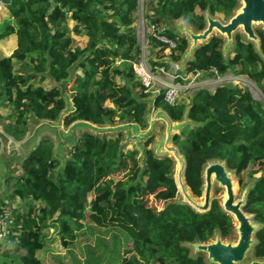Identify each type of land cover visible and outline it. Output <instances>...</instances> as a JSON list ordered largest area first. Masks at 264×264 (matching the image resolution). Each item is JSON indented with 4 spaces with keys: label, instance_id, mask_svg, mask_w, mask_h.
I'll return each instance as SVG.
<instances>
[{
    "label": "trees",
    "instance_id": "16d2710c",
    "mask_svg": "<svg viewBox=\"0 0 264 264\" xmlns=\"http://www.w3.org/2000/svg\"><path fill=\"white\" fill-rule=\"evenodd\" d=\"M0 1L10 18L0 24V41L12 34L17 41L10 56L0 57V97L12 120L5 129L8 136L21 140L29 117L56 122L66 107L60 84L71 105L63 118L64 126L77 120L98 126L131 120L145 128V99L150 94H143L144 87L131 67L139 55L134 28L137 0ZM157 3V14L186 19L194 30L201 31L205 11L211 16H229L238 0ZM68 22H72L71 28ZM71 34L84 36V45L74 44ZM159 34L175 43L170 61H180L187 39L167 29ZM256 34L259 51L236 33L232 57L228 58L222 54L223 39L212 36L194 51L183 72L207 73L213 68L219 75H247L264 92V29ZM166 63L160 62L163 66ZM19 64L30 72L15 71ZM47 80L52 82L50 88L43 85ZM163 96V90L154 96L155 109H162L173 122L182 121L184 115L192 122L173 136L172 143L184 157L185 182L194 196H201V172L207 161L220 159L237 176L249 165L258 166L260 174L252 180L244 211L260 225L251 254L263 258L264 103L231 85L217 86L211 92L197 90L188 105L180 101L170 105ZM107 101L111 107L104 105ZM122 138V133L97 136L85 131L61 167L52 140L43 137L21 162L19 176L7 178L13 182L12 189L0 200V206L9 208L13 215L9 239L14 250L23 251L19 264H42L37 253L44 247L45 230L50 228L56 230L64 247L75 241L85 224L121 231L131 248L116 264H204L202 257L190 255L185 244L207 242L215 232L222 239L232 235V220L216 200L206 213L177 203L169 157H156L145 148V158L140 161L136 151H124ZM152 141L153 137L145 147ZM123 170L127 171L124 179L108 178ZM148 196L162 207L157 210L149 205ZM17 202L26 205L21 213Z\"/></svg>",
    "mask_w": 264,
    "mask_h": 264
},
{
    "label": "water",
    "instance_id": "95a60500",
    "mask_svg": "<svg viewBox=\"0 0 264 264\" xmlns=\"http://www.w3.org/2000/svg\"><path fill=\"white\" fill-rule=\"evenodd\" d=\"M205 27L201 31H196L182 24V18L178 22L169 21L170 27L181 37H185L188 41V47L181 56L180 61L176 65L183 70L185 64L192 58L194 51L202 44L206 43L216 32L225 38L222 46V54L229 51L233 44L234 34L241 31L245 39L254 44L259 51V38L254 30V25L264 26V0H238V5L233 13L227 18L226 22L211 16L208 11L203 13ZM174 20V19H173ZM168 24V25H169ZM171 30V29H170ZM62 95L65 98L66 107L60 113L56 122L47 120H36L31 118L29 129L21 140H14L6 133L0 131L1 149H0V182L1 177H5L15 173L20 168V164L27 158L31 149L36 147L43 133L51 135L53 142L54 156L61 163V167L65 161L60 153L62 148L74 146L80 135L88 131L95 135L124 133V141H132L140 149L145 157L144 148L139 144L146 142L152 138L158 123H163V133L154 144L152 149L156 157H169L173 161L172 175L177 188V194L181 201L179 204L188 205L196 213H206L211 207L213 185L217 184L223 189L220 198V209L228 215L235 223L233 232L236 235L234 240L230 238L222 239L218 232L214 233L211 240L207 242H194L185 244L192 250L191 256L198 254L205 255L204 262L206 264H264V257L255 258L252 255L248 259L253 246L256 243L254 235L260 225H255L251 220V214L244 211L246 204L247 187L240 199H236L234 181L232 180L233 171L227 169L224 161L220 159L207 161L204 165L202 177V193L200 197L194 196L189 187L186 185L185 160L179 149L174 145H170L175 130H182L186 125L192 122L184 118L180 122H173L162 109L158 108L154 111L153 98L148 97L145 101L148 103L145 120L146 128H142L132 122L126 120L117 125L107 124L104 126L94 125L88 121L77 120L68 126H64L63 118L70 111L69 96L64 94L63 86L60 84ZM66 127V129H64ZM12 161L14 166L10 170H5L3 162ZM60 170V168L58 169Z\"/></svg>",
    "mask_w": 264,
    "mask_h": 264
},
{
    "label": "rangeland",
    "instance_id": "374dc122",
    "mask_svg": "<svg viewBox=\"0 0 264 264\" xmlns=\"http://www.w3.org/2000/svg\"><path fill=\"white\" fill-rule=\"evenodd\" d=\"M137 2H139V1L137 0ZM140 2L141 3H139L137 5L136 11H135V19H134L135 20L134 28L136 31V37L138 38L137 39V45L139 48V53L141 52L140 49L143 48V51L141 53L142 54L148 53V58H149L150 62L153 61V59H157V60H161V61H163V60L170 61V58H169L170 52L165 50L161 44L157 43L149 35H147V36L145 35L143 37V33L141 31V27L139 24L143 21L144 18H146V20L149 23H151L152 25H154V27L157 28L159 30V32H161V30H163V29H167V30L171 29L170 31L173 32L174 34H176V32L170 27L169 21L172 20V22H178V20H173L171 18H164L162 15L157 14L155 12L156 11L155 9L156 8L158 9V3H157L158 0H142ZM99 9L100 8H97V11H99ZM149 12H153L154 14H151ZM4 13H6V8L0 9V24L3 21L2 18L4 16ZM229 16H225L223 14H216L214 17L219 19L222 22H226L227 18ZM67 24H68L69 28H71L72 22H68ZM182 24L192 28L186 19L182 20ZM258 29H264V26L254 25L255 32ZM238 33L240 34L241 39L243 41L248 42L245 39V37L243 36V34L241 33V31H238ZM71 36L74 39V44H76L77 46L81 47L86 42V38L80 34L79 35L71 34ZM213 36L221 37L223 39V41H225V38L223 36H220L216 32L213 34ZM145 41H148V42H145ZM145 44L148 47H146ZM232 47H233V44L229 48V51L227 53H224L225 58L232 57ZM165 67L167 69H169V63H166ZM15 71H18L22 74L29 73V69L24 68L22 65L17 67V69H15ZM178 73H184V72H183V70H180V71H178ZM208 77L212 78V76H210L208 73H204L201 78L208 79ZM250 80L252 83H254L256 85V87L258 88L259 91L264 93L263 90L251 78H250ZM124 82L127 84V86L131 85L130 81H124ZM43 85L46 88H50L52 86V82L47 80ZM216 87H217V83H213L209 87V91L210 92L213 91ZM197 89H198V86H193L188 91H182L179 94L178 101L184 103L185 105H188L190 97L193 95V93L195 91H197ZM151 90L154 91L155 87H153ZM133 91L136 92L137 94H139V92H140V90L137 88L136 89L134 88ZM148 93H145V94H148ZM64 94L66 96H69L66 92H64ZM143 94H144V91H143ZM256 100L257 99H255V101ZM104 105L111 107V104L108 101L105 102ZM155 110L156 109L154 108V111ZM10 116H11L10 109L8 107H3L2 98L0 97V131L5 133L6 127L12 122V120H10ZM30 120H31V117H29V121H28V125H27V131L29 129ZM117 124H119V123H115L114 125H117ZM162 124L163 123H158V125L155 129L154 135H153V141L148 147H145L144 142L139 143L144 148V153H145V148L151 149V150L153 149L155 142L159 138L160 134L163 133L164 126ZM146 127H147V125L145 126V128ZM64 129H66V127H64ZM142 131H143V129H142ZM180 132H181V130L178 129V130H175L173 132V134H180ZM114 134L115 133L106 134V135H102V136H113ZM122 135L124 136L123 132H122ZM77 136L80 137V133H78ZM43 137H49L51 140H53L51 135H49L47 133H43L42 136L40 137V140ZM170 145L174 146L172 141L170 142ZM122 146H123V148H125L124 151H127V150L136 151L137 156L139 157L140 161L144 160L145 157L143 156V153L136 146V144L133 143L132 141H130V140L124 141V138H122ZM72 148H73L72 146L62 148L60 153L63 155L64 159H66L68 152ZM0 149H1V140H0ZM3 166H4V169L6 170L7 167L14 166V164L12 161L7 160L6 162H3ZM126 173H127V171L123 170L121 172L112 174L108 178L115 180V181L122 180V179H124V176ZM19 174H20V172L18 171L16 173V175H14V177H18ZM173 174H174V170H172V175ZM259 174H260V172L258 171L257 165H249L248 168L245 169L244 171H242L239 176H237L235 173L232 174V180L234 181V189H235L236 199L241 198L245 189L247 187H249L250 185H252V180L254 178H257L259 176ZM51 176H53V174H51ZM6 180H7L6 176L4 178L1 177L0 200L4 196H6L12 189V183L13 182H7ZM222 194H223V189L219 185L214 184L213 185V192H212V199L216 200L219 204ZM147 198H148L147 199L148 204L151 206H154L157 210H159L162 207V204L159 202H155L152 196H148ZM180 199L181 198L178 195L176 197V201H181ZM23 204H21V202L18 203V205H19L18 207H20L21 212H23L26 209V205H23ZM22 206H24V207H22ZM21 207H22V209H21ZM7 214L10 215L11 213L7 212ZM251 220L255 225H259L258 223H256L254 221L253 215H251ZM232 223L234 226L235 223L233 221H232ZM11 226H9L10 227L9 229H12ZM229 238L231 240H234L236 238L235 233L233 232L232 235L229 236ZM254 238H255V235H254ZM43 241H44V247L41 251H39L37 253L42 264H88L87 263L88 261L90 264H116L120 260V257L125 256L124 251L126 249L131 248V242H128V240H125V236H123L121 231H119L117 229L99 228V227H96V226H93L90 224H85L83 229H81L80 231H77L75 241L70 246L64 247L63 245H61V241L59 240V237L57 236L56 230H54V228H50V229L45 230V236H44ZM115 242H116V248H113V245ZM5 245H8V246L4 249H1L2 246H5ZM113 249L115 250V253H114ZM7 251L9 253V255L7 254V256H9L11 258V260H8V258L5 256ZM191 252H192V250L190 249V253ZM21 253H22V251L14 250L12 248V246H10V244L6 243L5 241L0 242V262H1L0 264H2V263L3 264H5V263L19 264L18 258H19ZM199 255H201V254H199ZM251 255L252 254L250 252L248 259L250 258ZM201 256H203V258H205V255L202 254ZM93 259H97L98 262L94 263L92 261ZM9 261H10V263H9ZM156 264H158V263H156ZM204 264H206V263H204Z\"/></svg>",
    "mask_w": 264,
    "mask_h": 264
},
{
    "label": "built area",
    "instance_id": "2783aa9c",
    "mask_svg": "<svg viewBox=\"0 0 264 264\" xmlns=\"http://www.w3.org/2000/svg\"><path fill=\"white\" fill-rule=\"evenodd\" d=\"M138 4L141 3L138 0ZM5 8L4 3L0 1V9ZM143 37L149 35L157 43L161 44L165 50L171 52L175 48V43L159 34V30L149 23L146 18L139 24ZM136 39H138L136 37ZM148 42V41H145ZM146 45V44H145ZM146 47H148L146 45ZM143 51V48L140 49ZM139 53L138 57L132 62V70L136 79L144 87V93L150 94L154 98L160 91H164V101L170 105L178 102L179 94L182 91H188L193 86H198L197 90H207L213 83L220 85L238 86L246 90L251 97L264 103V93L258 90L256 85L251 82L247 75L232 74L230 72L219 75L215 69H210L207 73L211 74L212 78H201L203 72L194 73H178L180 71L176 62L168 61L169 69L160 64L161 60L153 59L149 61L148 53ZM184 69V68H183ZM155 87V90L151 89ZM155 93V94H154ZM254 99V100H255ZM13 222V217L7 214L4 208H0V242L5 241L12 245L14 242L9 239L10 227Z\"/></svg>",
    "mask_w": 264,
    "mask_h": 264
},
{
    "label": "crops",
    "instance_id": "0c3cea01",
    "mask_svg": "<svg viewBox=\"0 0 264 264\" xmlns=\"http://www.w3.org/2000/svg\"><path fill=\"white\" fill-rule=\"evenodd\" d=\"M7 19H10L9 16H8V11L6 9V13H4V16L2 18V20H7ZM2 21V22H3ZM16 46H17V41H16V36L14 34L8 36L7 38L3 39L0 41V57H7V56H10L11 53L16 49ZM19 65L15 66L14 68L17 69V67H19ZM30 72V71H29ZM209 74V73H208ZM203 75V74H202ZM211 76V74H209ZM209 78V77H208ZM27 133V131H26ZM10 137V136H9ZM12 138V137H11ZM13 139V138H12ZM8 168V169H7ZM6 170H10L11 168H13V166H10V167H7ZM19 171V170H18ZM16 171L15 173L11 174V175H8L6 176L7 178L9 176H14L16 175V173L18 172ZM20 172V171H19ZM1 208H4L7 212H10V209L7 208V207H4V206H0ZM24 207V206H22ZM21 207V209H22ZM19 211L21 212L20 210V207H18ZM12 217L13 215L10 214ZM10 233H11V229H10ZM13 245V244H12ZM11 245V246H12ZM21 251V250H20ZM7 254L9 255L8 251L6 252L5 256L8 258V260H11V258L9 256H7ZM23 254V251L22 253L20 254V256ZM1 263V262H0ZM5 263V262H4ZM10 263V261H9ZM3 264V263H2ZM5 264H8V263H5Z\"/></svg>",
    "mask_w": 264,
    "mask_h": 264
},
{
    "label": "flooded vegetation",
    "instance_id": "af4514ba",
    "mask_svg": "<svg viewBox=\"0 0 264 264\" xmlns=\"http://www.w3.org/2000/svg\"><path fill=\"white\" fill-rule=\"evenodd\" d=\"M210 240H211V239H210ZM198 256H200V257H202V258H203V256H201V255H199V254H198ZM203 262H204V258H203ZM204 263H205V262H204Z\"/></svg>",
    "mask_w": 264,
    "mask_h": 264
}]
</instances>
